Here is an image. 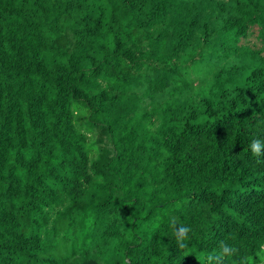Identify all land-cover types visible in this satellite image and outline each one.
Segmentation results:
<instances>
[{"label": "trees", "instance_id": "1", "mask_svg": "<svg viewBox=\"0 0 264 264\" xmlns=\"http://www.w3.org/2000/svg\"><path fill=\"white\" fill-rule=\"evenodd\" d=\"M264 263V0H0V264Z\"/></svg>", "mask_w": 264, "mask_h": 264}, {"label": "rangeland", "instance_id": "2", "mask_svg": "<svg viewBox=\"0 0 264 264\" xmlns=\"http://www.w3.org/2000/svg\"><path fill=\"white\" fill-rule=\"evenodd\" d=\"M261 264H264V263H261Z\"/></svg>", "mask_w": 264, "mask_h": 264}]
</instances>
